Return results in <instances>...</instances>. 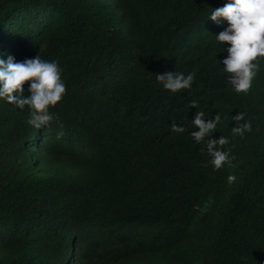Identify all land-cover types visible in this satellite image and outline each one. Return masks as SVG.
Wrapping results in <instances>:
<instances>
[{"label": "trees", "instance_id": "16d2710c", "mask_svg": "<svg viewBox=\"0 0 264 264\" xmlns=\"http://www.w3.org/2000/svg\"><path fill=\"white\" fill-rule=\"evenodd\" d=\"M212 5L0 0V59L40 54L58 61L66 84L51 106L59 123L48 128L27 123V106L0 102V264L157 261L149 250L164 246L162 217L203 190L204 152L185 124L192 102L225 73L230 45L210 49L206 33ZM176 71L196 75L172 94L155 75ZM32 138L60 164L29 167Z\"/></svg>", "mask_w": 264, "mask_h": 264}, {"label": "clouds", "instance_id": "9594fccd", "mask_svg": "<svg viewBox=\"0 0 264 264\" xmlns=\"http://www.w3.org/2000/svg\"><path fill=\"white\" fill-rule=\"evenodd\" d=\"M198 1L213 4L205 19L210 49L230 45L222 61L224 77L207 87L199 106L192 102L195 108L185 124L187 136L204 152L203 190L192 203H180L162 217L164 246L149 251L160 256L153 264H264V195L257 197L264 188V137L259 132L264 123V0ZM195 75L176 71L155 77L163 89L177 94L191 88ZM63 95L66 84L58 61L40 54L19 63L12 56L0 59V102L27 106V123L36 129L59 123L51 106ZM171 129L184 131L175 122ZM25 149L31 168L48 172L60 164L57 153L37 146L34 138Z\"/></svg>", "mask_w": 264, "mask_h": 264}]
</instances>
